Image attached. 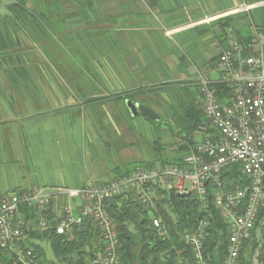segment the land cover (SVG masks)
<instances>
[{
  "label": "crops",
  "instance_id": "obj_1",
  "mask_svg": "<svg viewBox=\"0 0 264 264\" xmlns=\"http://www.w3.org/2000/svg\"><path fill=\"white\" fill-rule=\"evenodd\" d=\"M115 2L118 22L89 45L101 50L89 64L94 76H54L12 31L0 32V195L80 188L182 161L194 146L184 140L205 137L185 123L204 121L199 83H217L218 57L232 41L264 56V0ZM64 201L54 199L49 226ZM33 237L29 245L48 244Z\"/></svg>",
  "mask_w": 264,
  "mask_h": 264
},
{
  "label": "built area",
  "instance_id": "obj_2",
  "mask_svg": "<svg viewBox=\"0 0 264 264\" xmlns=\"http://www.w3.org/2000/svg\"><path fill=\"white\" fill-rule=\"evenodd\" d=\"M219 79L216 84L229 87L230 96L223 102L214 84L207 78L199 83L205 124L198 131L205 137L192 147L181 166L164 169L140 168L130 175L92 182L88 186L55 188L53 193L34 190L0 195V251L13 255V264H38L39 258L28 244L32 232L49 228L47 216L54 199L64 198L60 217L55 221V234L73 240V231L90 220L102 241L98 264H119V237L106 207L117 196L132 194L142 208L155 211L153 187L175 190L182 195L193 192L198 201L211 197L226 226V254L221 264H242L239 260L248 241L255 249L248 264H264V56L262 48L247 54L232 41L229 49L216 61ZM236 168L247 179L244 187L226 188L221 173ZM187 180L190 185L186 187ZM33 210L39 217L31 221L23 213ZM22 211V212H21ZM24 215H23V214ZM152 229L161 240L167 239L163 222L153 217ZM207 223L203 222L182 236L191 249L193 264H208L203 242ZM180 264H186L180 257ZM1 264V262H0Z\"/></svg>",
  "mask_w": 264,
  "mask_h": 264
},
{
  "label": "trees",
  "instance_id": "obj_3",
  "mask_svg": "<svg viewBox=\"0 0 264 264\" xmlns=\"http://www.w3.org/2000/svg\"><path fill=\"white\" fill-rule=\"evenodd\" d=\"M97 1L101 0H54L51 3H56V6L70 4L82 13L95 9ZM32 11L21 3H13L8 7V12L11 13L10 21L15 27L11 31L14 37L16 36V40H19L17 31L23 33L22 31L25 32L29 24L38 26L41 22L40 16L37 19ZM11 31L0 30V32ZM213 87L221 102L230 96L228 86L214 84ZM201 119L199 117L193 123H185V125H191V129L196 130L206 122ZM184 143L192 145V139L187 138ZM179 150L182 152L186 149L183 146ZM172 164L182 165L180 159ZM220 177L228 189L241 188L247 183V179L240 176L236 168L222 172ZM152 192L155 196V211L142 208L132 194L117 196L106 204L119 237L117 248L119 264H180V257L185 259L186 264H193L191 249L185 246L182 236L196 229L203 222L207 223V236L203 242L204 257L208 264H221L226 254L228 233L218 210L212 205L211 197L206 203L201 204L193 192L182 195L174 189L165 190L160 187H153ZM23 212L26 215L29 214L27 210ZM153 217L159 218L165 225L167 239L161 240L154 233L151 225ZM54 224H50L45 232L31 234V237L34 236L35 239L48 242L54 258L53 261L47 262L43 246L33 243L29 246L38 256V264H98L97 261L102 256V241L95 224L85 220L83 225L74 229L73 240L63 235L57 236ZM243 247L239 260L242 264H248L245 260L252 255L255 243L248 241ZM0 262L13 264V255L0 251Z\"/></svg>",
  "mask_w": 264,
  "mask_h": 264
},
{
  "label": "rangeland",
  "instance_id": "obj_4",
  "mask_svg": "<svg viewBox=\"0 0 264 264\" xmlns=\"http://www.w3.org/2000/svg\"><path fill=\"white\" fill-rule=\"evenodd\" d=\"M51 1L54 0H0V30L11 31L15 29L10 19H5L11 18V13L8 12L10 4H25L28 9L33 10L32 12L37 19L40 16L41 22L38 26L42 28L34 24L26 26L27 32H22L27 40L22 39L23 33L17 31L18 39L23 42L21 45H25V49L32 48L30 54L37 61L44 59L50 73L54 76L55 74L69 78L73 75L83 77L89 74L94 76L95 72L89 64L95 63L99 56L97 53H100L101 50L95 49V54L89 45L93 43L95 45V41L102 40L104 24L111 25L118 22L115 0L97 1L95 9L86 10L82 13L73 5L56 6V3L52 4ZM174 142L176 140L169 143L173 144ZM159 145L158 142L156 147L158 148ZM178 145H180L179 139ZM179 154L181 153L179 152ZM188 185H190L189 180L186 182V187ZM42 246L47 262L53 261L54 258L49 245L44 244ZM250 258L251 256H248L245 262H250Z\"/></svg>",
  "mask_w": 264,
  "mask_h": 264
},
{
  "label": "water",
  "instance_id": "obj_5",
  "mask_svg": "<svg viewBox=\"0 0 264 264\" xmlns=\"http://www.w3.org/2000/svg\"><path fill=\"white\" fill-rule=\"evenodd\" d=\"M135 107L138 108L140 112H143L149 119L152 120L155 118L154 114L149 109H147L143 106L142 107L141 106H135Z\"/></svg>",
  "mask_w": 264,
  "mask_h": 264
}]
</instances>
